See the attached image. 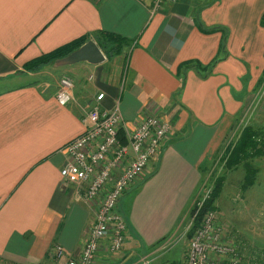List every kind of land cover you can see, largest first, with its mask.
Returning a JSON list of instances; mask_svg holds the SVG:
<instances>
[{"label": "crops", "instance_id": "obj_1", "mask_svg": "<svg viewBox=\"0 0 264 264\" xmlns=\"http://www.w3.org/2000/svg\"><path fill=\"white\" fill-rule=\"evenodd\" d=\"M209 1L165 0L153 10V0H0L2 262L59 264L79 252L94 211L59 172L62 148L84 133L85 112L98 94L102 109L118 105L131 126L151 114L172 127L159 158L120 198L133 191L128 214L140 233L132 237L126 229L122 250L144 247L150 255L167 245L174 206L195 200L204 165L241 107L240 94L264 64V0ZM212 26L226 34L202 30ZM97 31L124 36L132 46L100 64L67 65L73 100L66 105L56 100L57 83L37 78L45 69L24 71L28 61ZM155 205H165L163 212L148 216ZM106 254L100 249L97 264H107Z\"/></svg>", "mask_w": 264, "mask_h": 264}, {"label": "built area", "instance_id": "obj_2", "mask_svg": "<svg viewBox=\"0 0 264 264\" xmlns=\"http://www.w3.org/2000/svg\"><path fill=\"white\" fill-rule=\"evenodd\" d=\"M164 1L153 0L152 9H159ZM72 90V80L62 77L57 102L64 106L72 101ZM102 98L103 94H98L85 112L84 133L62 148L66 162L59 172L61 180L66 186L82 190L94 215L79 252L59 264H97L100 249L109 255L123 249L126 225L117 209L118 202L149 164L158 159L162 141L171 131L169 122L151 114H142L131 126L121 117L118 105L111 110L102 109ZM197 202L201 206L204 199ZM57 255H61L59 248ZM147 259L146 255L125 264H148ZM184 264H239L235 245L215 211L203 213L199 227L189 239Z\"/></svg>", "mask_w": 264, "mask_h": 264}, {"label": "rangeland", "instance_id": "obj_3", "mask_svg": "<svg viewBox=\"0 0 264 264\" xmlns=\"http://www.w3.org/2000/svg\"><path fill=\"white\" fill-rule=\"evenodd\" d=\"M59 61H54L53 64L41 71L37 78L52 84L57 83V85H59L62 77L71 78L68 73H65L66 68H68L67 65H62ZM247 86V90L241 93L239 97V101L242 103L241 107L234 114L226 128L225 136L220 146L207 160L204 175L197 188V196L194 201L208 199L216 177L225 176L222 192L215 201V212L218 216V221L225 234H229L235 239H240L246 243L262 246L264 245V155L252 160V164L258 173L254 184L245 190L242 189L245 169L239 165L232 170H227L224 166L225 147L227 144H232L238 139L239 133L244 126L252 125L264 131V64L260 68L258 76L254 77L252 82L247 83ZM170 134H172V127ZM132 195L133 191H130L128 195L123 197L117 209L118 211L120 210L122 218L127 225L126 229L128 234L130 236L132 235V237H139L140 233L134 222L130 219V216L133 214L132 210L128 214V207L134 201V196ZM164 206H152L147 215L161 214ZM189 207L181 204L174 206L173 212L168 220H171L173 214H177V218L174 222V232L166 236L168 246L158 252L153 251L148 256V264L185 263L184 254L189 242V239L186 237V232L190 225L187 216ZM170 223L168 224L170 225ZM243 251H246L245 247ZM148 253L149 250L144 247L139 248L136 252H132L131 249H124L115 254H106V260L107 264H125L126 262L137 261ZM0 264L7 263L3 262ZM99 264L102 263L99 262Z\"/></svg>", "mask_w": 264, "mask_h": 264}, {"label": "trees", "instance_id": "obj_4", "mask_svg": "<svg viewBox=\"0 0 264 264\" xmlns=\"http://www.w3.org/2000/svg\"><path fill=\"white\" fill-rule=\"evenodd\" d=\"M213 0L209 1L207 4H211ZM198 23V22H197ZM200 26V24L198 23ZM260 25L264 27V13L260 18ZM201 27V26H200ZM202 30L206 32H213L222 30L226 34V29L221 26L205 27ZM91 35V34H90ZM90 35L79 37L51 52L42 54L23 65L25 72H38L41 71L54 61H59L69 55L74 50L78 49L84 43L90 40ZM92 39L102 51L106 59H111L114 56L121 54L122 49L125 46H132V40L121 36L116 33L97 31L91 35ZM225 35L221 37V47L222 50L225 48ZM238 139L234 143H229L226 145L224 150L225 155V168L227 170H232L235 167L241 165L245 169V175L243 178L242 189L245 190L247 187L254 184L257 176V169L253 166L252 160L254 158L264 155V131L263 129L254 127L252 125H247L242 128L239 133ZM205 168V165H204ZM225 181V176L216 177L213 188L210 192L209 198L204 200L201 206H198V200L194 201L190 205L187 216L189 219V228L186 232V237L191 238L193 232L199 227L202 219V215L205 211H216L215 201L219 198L223 184ZM228 237L233 241L235 245V255L238 257L239 264H264V245L256 246L251 243H246L240 239H235L228 234ZM163 239L158 240L152 247L154 250L161 246ZM168 244H165L167 247ZM164 247V248H165ZM244 247L246 251L244 252ZM188 248V245H187ZM163 249V248H161ZM187 251V249H186ZM185 251V254H186ZM184 254V257H185ZM149 255V254H147Z\"/></svg>", "mask_w": 264, "mask_h": 264}, {"label": "water", "instance_id": "obj_5", "mask_svg": "<svg viewBox=\"0 0 264 264\" xmlns=\"http://www.w3.org/2000/svg\"><path fill=\"white\" fill-rule=\"evenodd\" d=\"M105 56L93 40H89L78 49L60 60L62 65H73L80 62L89 64H100L104 61Z\"/></svg>", "mask_w": 264, "mask_h": 264}]
</instances>
